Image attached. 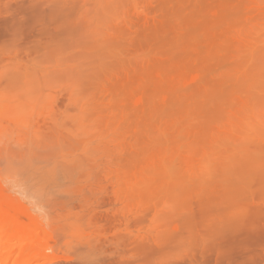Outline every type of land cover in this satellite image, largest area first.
Wrapping results in <instances>:
<instances>
[{
  "label": "rangeland",
  "instance_id": "374dc122",
  "mask_svg": "<svg viewBox=\"0 0 264 264\" xmlns=\"http://www.w3.org/2000/svg\"><path fill=\"white\" fill-rule=\"evenodd\" d=\"M0 188L52 264H264V0H0Z\"/></svg>",
  "mask_w": 264,
  "mask_h": 264
},
{
  "label": "bare ground",
  "instance_id": "6f19581e",
  "mask_svg": "<svg viewBox=\"0 0 264 264\" xmlns=\"http://www.w3.org/2000/svg\"><path fill=\"white\" fill-rule=\"evenodd\" d=\"M17 205L22 206L0 188V264H52L58 258L51 252L53 235L31 212L15 210Z\"/></svg>",
  "mask_w": 264,
  "mask_h": 264
}]
</instances>
